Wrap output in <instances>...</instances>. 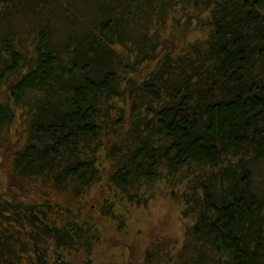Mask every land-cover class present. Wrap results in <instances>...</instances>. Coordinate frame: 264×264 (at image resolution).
I'll return each mask as SVG.
<instances>
[{"label": "trees", "instance_id": "obj_1", "mask_svg": "<svg viewBox=\"0 0 264 264\" xmlns=\"http://www.w3.org/2000/svg\"><path fill=\"white\" fill-rule=\"evenodd\" d=\"M0 151V264H93L87 196L162 180L160 264H264V0H0Z\"/></svg>", "mask_w": 264, "mask_h": 264}, {"label": "rangeland", "instance_id": "obj_2", "mask_svg": "<svg viewBox=\"0 0 264 264\" xmlns=\"http://www.w3.org/2000/svg\"><path fill=\"white\" fill-rule=\"evenodd\" d=\"M200 35L195 32L191 38ZM3 160L4 155L0 151V191H6L8 186V178L2 169L4 167H1V162H5ZM19 182L23 184L21 179ZM98 187L87 196L85 207V219L95 223L99 231V243L93 250V264H160L159 259L153 257L156 245L162 241H171L172 244L179 241L181 244L184 240L185 227L181 214L184 205L173 201L171 193L176 190L170 182L162 180L148 187L146 193L149 192L152 198L150 196L151 200L142 205L130 204L127 199L120 198L114 207L116 219L102 215L104 198ZM25 188L30 191L22 193V197H33V185L25 183ZM176 188L179 191V187ZM16 192L19 190L16 189ZM147 251L151 254L148 255Z\"/></svg>", "mask_w": 264, "mask_h": 264}]
</instances>
